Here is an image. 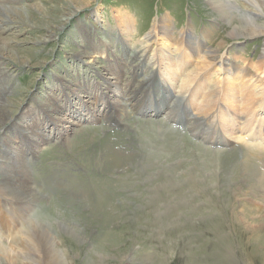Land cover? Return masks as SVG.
I'll use <instances>...</instances> for the list:
<instances>
[{
	"label": "rangeland",
	"instance_id": "374dc122",
	"mask_svg": "<svg viewBox=\"0 0 264 264\" xmlns=\"http://www.w3.org/2000/svg\"><path fill=\"white\" fill-rule=\"evenodd\" d=\"M1 1L0 217L27 205L43 215L1 237L0 264H57L51 246L59 264H264V144L210 128L228 110L220 96L264 97V19L248 0ZM159 61L173 65L170 84ZM143 86L142 114L129 96ZM178 96L219 107L177 108ZM242 108L230 109L240 131L254 110ZM19 155L28 192L11 193L1 169Z\"/></svg>",
	"mask_w": 264,
	"mask_h": 264
},
{
	"label": "bare ground",
	"instance_id": "6f19581e",
	"mask_svg": "<svg viewBox=\"0 0 264 264\" xmlns=\"http://www.w3.org/2000/svg\"><path fill=\"white\" fill-rule=\"evenodd\" d=\"M4 1H6V0H4ZM216 2V5L218 6V8H225L226 10L227 9H232V10H234L236 7H237V3L235 2V0H216L215 1ZM4 5L3 4V1H1L0 0V8L2 7V5ZM247 5L249 6V8H251V13H250V15L253 17L254 16V18H256V19H264V0H248V3H247ZM215 6V5H214ZM217 8V7H216ZM246 10V9H245ZM222 11V10H221ZM247 12V11H246ZM218 13V12H217ZM226 14V13H225ZM97 16V15H96ZM164 21H165V25H164V27L162 28V32H163V34H165V35H167V33H169L170 32V28H169V25H168V20H166V19H164ZM250 20H248L246 17H243L242 19H241V25L243 24L244 26H248L249 28H251L250 27V22H249ZM123 24V23H122ZM260 25H258V27H259ZM155 28V27H154ZM261 28H263L262 26H261ZM262 30V29H261ZM263 30H264V28H263ZM169 31V32H168ZM251 32V31H250ZM257 32V31H256ZM264 32V31H263ZM147 38V37H146ZM165 46V43L163 42V47ZM162 47V48H163ZM166 47V46H165ZM164 47V48H165ZM146 48H147V46H146ZM163 48V49H164ZM162 49V50H163ZM161 50V53L163 54V51ZM196 50H198V49H196ZM183 59V58H182ZM188 59V55L186 56V58H185V60H187ZM138 60L140 61V58H138ZM184 60V59H183ZM184 60V61H185ZM154 62V61H153ZM159 63H161L162 64V66L163 67H165V69H164V71H165V73H163L162 74V76H166V78H167V80H168V83L170 84V82H171V80H174L173 78H174V76L176 75V72L174 71V69L172 68V64H166V63H164V62H160L159 61ZM159 66V65H158ZM157 67L154 65L153 66V69H156ZM152 69V70H153ZM160 73V72H159ZM158 75V74H157ZM176 77V76H175ZM163 79V78H162ZM165 79V78H164ZM137 80V79H136ZM139 80H141V79H139ZM144 81V80H143ZM166 81V80H165ZM184 82V81H183ZM186 82V81H185ZM167 83V82H166ZM166 83H165V86H166ZM162 84V83H161ZM185 84V83H184ZM146 85H147V83H146ZM188 85V84H187ZM66 86H69V84H66L65 85V87ZM149 86V85H148ZM163 87V86H162ZM228 87V90L230 89V85H228L227 86ZM67 88L68 87H66L65 89H63L62 88V90H67ZM152 88V87H151ZM197 88V87H196ZM135 89V88H134ZM168 89V88H167ZM202 89V88H201ZM69 90V89H68ZM78 90V89H77ZM143 90H145V88H144V86H143V88H141V96H137L138 97V104L137 103H134L132 100H135V99H131L132 97H134V96H129V98H130V100H131V104L135 107V109H138V111L140 110L141 111V113L143 114V113H145V111H144V106L142 107V104H143V99L145 98L144 96H142V92H144ZM186 90H188V89H186ZM231 90H233V88L231 89ZM83 91V90H82ZM129 91V90H128ZM146 91V90H145ZM182 91V90H181ZM195 91V90H194ZM81 92V91H80ZM86 92V91H85ZM131 92V91H130ZM199 92V91H198ZM151 93V92H150ZM153 93V92H152ZM169 92H165V96H166V98H162V100L160 101V103H159V101H158V105H161V104H164L163 102L165 101V100H167V97H168V94ZM181 93V92H180ZM144 94V93H143ZM185 94V93H184ZM183 94V95H184ZM137 95V94H136ZM140 95V94H139ZM149 95L150 94H148V97H149ZM157 95H158V92H157ZM152 96V95H151ZM156 96V95H155ZM157 97V96H156ZM213 98H214V96H178V97H176V100L174 101V107H179L183 102H185V101H190V105H192V107H195V105L197 106V107H195V109L197 110H199L200 111V109H210V108H213V107H217V109H218V107H219V104H215L217 101H218V99L216 100V101H214L213 100ZM220 98V100H222V102L224 103V104H226V105H228V107H227V111L226 110H221L222 108H220L219 107V111H218V113L219 114H216V115H214V119L216 120V118H217V121L216 122H214L213 123V126L214 127H210L212 130H214V131H217V129L218 128H221V126H222V128L220 129L221 130V133H223V136L222 135H220L221 137H219V135H217L218 137V139L217 138H215L216 140H223V138H226L227 140H230V138H231V136H234L233 138L235 139V140H237V141H239V143H244V145L245 146H249L248 145V141H252L254 138H255V143H256V141H258L259 142V144H261L262 145V143L261 142H263V144H264V137H262V135H264V134H262V126H264L263 124H264V116H263V118H259L258 119V117H259V115H257V114H254V112H255V110L256 109H258V110H262V109H264V97H258V96H220L219 97ZM259 98V99H258ZM102 99H103V101L104 102H106L104 99L105 98H103L102 97ZM147 99V98H146ZM155 103L157 104V102L155 101ZM106 104H108L107 102H106ZM168 103H166V105H167ZM49 105V104H48ZM239 105H241L242 107H244V108H242V109H244L245 110V112H246V114H248V112L249 111H251L252 109H254V110H252L253 112H252V115L250 114V118L247 120V122H246V124L245 125H243L242 126V132L239 130V127L238 128H235V124H236V121H235V119L232 117V115L234 114V111L238 108V107H241V106H239ZM53 105H51L50 104V106L49 107H51L50 109L51 110H55L56 108H54V107H52ZM132 106V107H133ZM2 107V106H1ZM140 107H141V109H140ZM109 108H110V106H109ZM117 107H115V109H116ZM189 108V107H188ZM134 109V108H133ZM134 109V110H135ZM194 109V108H193ZM230 109H232L233 111H232V115H231V113H230ZM119 110V109H118ZM122 110V109H121ZM241 110V109H240ZM239 110V111H240ZM258 110H256V111H258ZM2 111V110H1ZM0 111V120L1 121H3L4 120V117H3V112H1ZM202 111V110H201ZM206 111H208V110H206ZM205 111V112H206ZM238 111V112H239ZM116 112V111H115ZM114 112V113H115ZM202 112H204V111H202ZM204 112V113H205ZM113 113V112H112ZM261 113H263L264 114V112H261ZM184 114V113H183ZM214 114V113H213ZM205 115V114H204ZM236 115V114H235ZM115 116V115H114ZM185 118H182L181 120H188V118H187V116H184ZM212 117V116H211ZM198 120V119H197ZM200 120H202V119H200ZM199 121V120H198ZM193 123V125H196V126H200L198 123H195L194 121L192 122ZM200 123V122H199ZM201 124V123H200ZM242 124V123H241ZM192 125V124H191ZM190 125V126H191ZM202 126V125H201ZM201 126H200V129H201ZM192 127V126H191ZM194 127V126H193ZM194 130V129H193ZM197 130V129H196ZM212 130H209V131H211L212 132ZM234 130V131H233ZM256 130L258 131L259 130V133H257L256 132ZM223 131V132H222ZM28 131H26V132H23V135H28V133H27ZM57 132V131H56ZM218 132H219V130H218ZM217 132V133H218ZM239 132H241V135H240V137H237L236 136V134L237 133H239ZM257 133V134H256ZM219 134V133H218ZM243 134H245L246 135V137L244 136V137H242L243 136ZM45 136V135H44ZM47 136H49V135H47ZM253 137V139H251L250 140V138H252ZM46 137V136H45ZM258 138V139H257ZM45 139H47V138H45ZM51 139V138H50ZM23 141V140H22ZM46 142H47V140H45ZM232 141V140H231ZM210 142V141H209ZM215 142V141H214ZM232 142H235V141H232ZM257 142V143H258ZM217 143H219L220 145H221V143L220 142H215V145H218ZM250 143V142H249ZM223 144V143H222ZM258 144V145H259ZM29 145V144H28ZM27 146V145H26ZM250 146H255V145H250ZM37 147L38 146H34L33 147V149L31 148V144L29 145V150H31V152H32V154H34L33 152L34 151H37L36 149H37ZM258 147V146H257ZM11 150L9 149L8 151L6 150L5 152L8 154V155H10V154H13L12 152H10ZM18 157H19V159H18ZM18 157H16L14 160H10V158L9 157H6L10 162V164L8 165V166H3L2 168H4V169H1V174H3L4 176H6L7 178H8V181L5 183L4 182V185H5V187L8 189V192H9V190L11 191V193L13 192H15L16 190H19V192L18 193H25V192H28V191H26V189H27V185H26V179H27V177H26V175L28 174V166H27V162L28 161H30L29 159L30 158H24V160H21V158H20V155L18 156ZM251 160H249V157H246V161H245V163H244V167H245V170L246 171H248L249 173L248 174H252V175H255V171H252L253 170V166H252V164H251V162H250ZM11 169L12 170V172L14 173V175H16V176H14V175H10V174H7L6 173V171H5V169ZM8 171V170H7ZM22 175L24 176V177H22ZM259 176V175H258ZM260 177V176H259ZM6 178V179H7ZM251 179V178H250ZM4 188V187H3ZM31 206H17V207H14V209L13 210H11V211H8L7 212V214H9L10 215V218L7 220V221H5V223L3 222V220H2V218L0 217V239H1V237L2 236H8L10 239H13L14 240V238H15V235H14V231H15V228H16V225H18V226H21L20 228L21 229H25V228H28L30 225H31V222L33 223V224H37L38 222H35V220L39 217V213H40V215H43L42 214V212H39V211H36V210H33V209H28V208H30ZM26 208V209H25ZM25 209V210H24ZM28 209V210H27ZM16 213V214H15ZM25 213H27V214H25ZM8 216V215H7ZM34 228H36V229H39V225H35L34 226ZM39 231H41V234H42V230H41V228H40V230ZM14 235V236H13ZM49 244V243H48ZM52 244H50L49 245V247L51 246ZM0 249L1 250H6V248L3 246V245H1L0 244ZM9 253V252H8ZM48 253H52V255H53V257L55 258V259H57V260H62L61 259V254H60V251H58V250H56L53 246H51L50 248H48ZM52 258V257H51ZM52 260V259H51ZM56 260V262H57V264H59V262ZM53 261H55V260H53ZM52 261V262H53ZM51 262V261H50Z\"/></svg>",
	"mask_w": 264,
	"mask_h": 264
}]
</instances>
